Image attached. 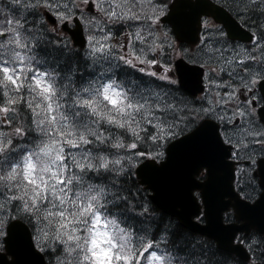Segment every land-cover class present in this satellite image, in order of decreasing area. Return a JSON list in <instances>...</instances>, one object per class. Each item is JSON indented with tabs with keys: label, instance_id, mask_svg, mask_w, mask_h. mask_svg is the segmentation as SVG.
Listing matches in <instances>:
<instances>
[{
	"label": "snow or ice",
	"instance_id": "obj_1",
	"mask_svg": "<svg viewBox=\"0 0 264 264\" xmlns=\"http://www.w3.org/2000/svg\"><path fill=\"white\" fill-rule=\"evenodd\" d=\"M176 7L0 0V168L23 180L0 191V248L12 243L27 258L14 253L11 264H45V256L49 264H221L206 241L154 216L136 179L139 165L158 194L176 146L192 153L191 180L202 169L208 182L218 170L229 180L239 173L238 217L246 227L264 222V0L206 3L180 16ZM72 28L88 31L83 72L65 32ZM116 69L139 79L127 87ZM105 105L115 111L101 112ZM46 141L60 151L37 180L26 170ZM190 203L200 211L192 195ZM205 203L231 243L215 199ZM247 240L248 264H264V235Z\"/></svg>",
	"mask_w": 264,
	"mask_h": 264
},
{
	"label": "water",
	"instance_id": "obj_2",
	"mask_svg": "<svg viewBox=\"0 0 264 264\" xmlns=\"http://www.w3.org/2000/svg\"><path fill=\"white\" fill-rule=\"evenodd\" d=\"M176 3L177 7L174 9V13L177 16H180L190 10H196L199 6L204 5L206 3L213 5V7H218V5H216L211 0H176ZM66 30L70 32L75 44L81 46L85 44L86 39L83 34V28ZM239 31L240 30L237 31V36H241V32ZM191 39H195V36L191 37ZM193 163L194 161L192 159V153L189 149L185 148L184 146L174 147L172 150L170 163L167 166L166 179L162 187L160 188L158 194L155 189L151 188L154 191V193L151 195V198L161 209L176 216L180 220L181 224L185 227H188L189 229L200 232L202 234H206L207 236L214 238L220 248L235 252L239 256L246 258V256H248L246 249L242 244H235L234 239L238 231L245 230L246 232H248L251 227H246V225H248V221L245 219H242L244 220V223L242 224H238L236 222L224 224L222 213L225 209L229 208L230 205H233L236 210V217L237 219H240L237 214L236 204L238 200L242 199L234 190L232 184L233 179L229 180L227 174L223 173L222 170L214 172L213 177L209 182V178L203 182L198 181L195 177L196 173L192 174V180L199 184H206L203 186L204 189L201 188L203 191L202 193L204 197V203L205 196L206 198L215 199V204L217 208H219V223L226 228H233L234 238L232 239L231 243H228L224 239L223 234L219 231L215 220H213L212 222L209 221L208 206L206 203L205 213L207 223L201 224L200 222L193 219V216L196 215L198 212L195 211V205H192L190 203L191 195L195 200V204L199 205V208H201L200 204L197 201V198L193 194V190L195 188H200L193 187V183L191 180V171ZM225 196H229L230 199L226 200L224 198ZM223 205H227V207H223ZM259 226L264 227V222H259L258 226L253 227L259 228ZM5 247V252L0 251V264H11V261L15 259V257L12 255L14 253L17 254L18 260L27 259L18 254L17 249L13 246L12 243H10L9 246H7L6 244ZM9 255H11V259L9 258ZM45 264H47L46 258Z\"/></svg>",
	"mask_w": 264,
	"mask_h": 264
},
{
	"label": "clouds",
	"instance_id": "obj_3",
	"mask_svg": "<svg viewBox=\"0 0 264 264\" xmlns=\"http://www.w3.org/2000/svg\"><path fill=\"white\" fill-rule=\"evenodd\" d=\"M101 103L102 101H99V100L97 101V104H101ZM105 109H107L109 113H112L115 111L114 109L107 108V106L105 105L101 108V112H103ZM115 118L116 117L113 116V119ZM59 151L60 150L56 147V145L52 141H46L39 150L40 154L36 157V159L30 161V163L28 164L26 174L32 175L33 172H35V176L37 180L43 179L45 175L51 171L49 167V163L56 162ZM11 180L20 181V185L22 186L23 180H22L21 171L17 170L10 178L9 170L6 167L0 168V191H4L6 187L17 186V185H12ZM65 199H67V196H65ZM102 239H103V235L98 234L96 241H94L93 246L97 247V244ZM97 250L99 251L100 249L97 247ZM71 264H76V261L74 259L71 260Z\"/></svg>",
	"mask_w": 264,
	"mask_h": 264
},
{
	"label": "trees",
	"instance_id": "obj_4",
	"mask_svg": "<svg viewBox=\"0 0 264 264\" xmlns=\"http://www.w3.org/2000/svg\"><path fill=\"white\" fill-rule=\"evenodd\" d=\"M72 44V43H71ZM72 46L79 50L80 52V58H79V71L83 72L85 71V60L86 58L83 55V51L82 49L75 47L73 44ZM75 67V65H74ZM90 71V70H89ZM126 76V75H125ZM134 79H139V74L138 73H129L128 75V79H125L126 82H128L127 87H131V83L130 81L134 80ZM137 179V178H136ZM138 181V179H137ZM142 186V185H141ZM143 187V186H142ZM144 188V187H143ZM145 189V188H144ZM144 197L147 201L150 202L151 207L153 209V215L159 218H163L164 222H168V220L170 219L172 221V223L176 226L178 231L181 232H186V233H190L192 236H194L195 238H197V240H202V241H206L208 245H211L213 250H218V255L217 257L214 258V260L219 259L221 264H248L244 261H242L241 259L237 258L235 255L222 251L220 250L217 245L215 244V242L212 239H209L205 236L199 235L197 233H194L192 231H190L189 229L183 227L178 221L177 219H175L174 217H171L170 215L166 214L165 212L161 211L155 204L152 203V201L149 198V191L146 190L144 192ZM48 262L51 258H49L47 256ZM52 264H55V261L52 260Z\"/></svg>",
	"mask_w": 264,
	"mask_h": 264
},
{
	"label": "flooded vegetation",
	"instance_id": "obj_5",
	"mask_svg": "<svg viewBox=\"0 0 264 264\" xmlns=\"http://www.w3.org/2000/svg\"><path fill=\"white\" fill-rule=\"evenodd\" d=\"M215 23V22H214ZM246 27V26H245ZM240 43H247V42H242V41H239ZM204 174V172L202 171L201 173H200V175L202 176ZM238 181H240V174L239 173H237V183H238ZM238 187H240V184L238 183ZM255 232H254V235H255V237H259V236H261V235H264V234H261V233H258V232H256V230H254Z\"/></svg>",
	"mask_w": 264,
	"mask_h": 264
},
{
	"label": "rangeland",
	"instance_id": "obj_6",
	"mask_svg": "<svg viewBox=\"0 0 264 264\" xmlns=\"http://www.w3.org/2000/svg\"><path fill=\"white\" fill-rule=\"evenodd\" d=\"M178 43V42H177ZM100 62H103V61H100Z\"/></svg>",
	"mask_w": 264,
	"mask_h": 264
}]
</instances>
